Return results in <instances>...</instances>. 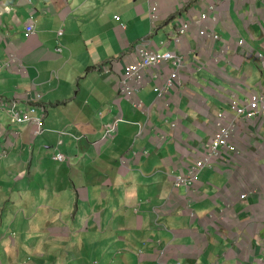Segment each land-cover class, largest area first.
I'll return each instance as SVG.
<instances>
[{
    "label": "crops",
    "instance_id": "0c3cea01",
    "mask_svg": "<svg viewBox=\"0 0 264 264\" xmlns=\"http://www.w3.org/2000/svg\"><path fill=\"white\" fill-rule=\"evenodd\" d=\"M32 16L37 32L28 36ZM178 21L191 23L180 43ZM144 39L187 62L161 99L155 88L172 64L148 70L136 96L120 85ZM12 53L22 64L4 67ZM261 58L264 0H0V104L37 105L45 118L34 135L0 106V196L9 202H0V264L20 258H8L7 242L18 244L10 230L38 225L40 256L48 261L45 246L55 264H264V117L232 108L264 93ZM105 62L109 71L98 69ZM222 112L238 152L224 151L193 189H176ZM13 180L26 183L19 200ZM13 207L22 218L6 229Z\"/></svg>",
    "mask_w": 264,
    "mask_h": 264
},
{
    "label": "built area",
    "instance_id": "2783aa9c",
    "mask_svg": "<svg viewBox=\"0 0 264 264\" xmlns=\"http://www.w3.org/2000/svg\"><path fill=\"white\" fill-rule=\"evenodd\" d=\"M152 2V0H151ZM118 20H121L120 16H117ZM201 23L208 20L207 14L201 16ZM161 20L159 13V8L156 5L152 6L151 10V27L156 28L158 22ZM122 29H125V25L122 24ZM191 23H183L178 21L176 24V34L177 41L179 42L181 38L188 32ZM36 25L31 21L30 25L27 27V34L31 35L35 33ZM64 31H60V35ZM202 37L209 38L211 40H219V36L213 33H207L202 30L200 32ZM62 50V47L59 48ZM136 60L134 63L127 65L123 80L121 85L125 88L123 92L128 97L135 96L136 90H138L142 85L145 84L146 72L152 68L158 67L160 65H169L170 63L174 65L175 71L172 72L169 77L165 80L164 86L158 87L155 89V93L159 99L163 98L166 94L170 92V88L174 86V82L179 78V71L183 68V60L177 59L171 53L161 54L156 50L151 48V43L148 39H144L139 43L135 48ZM14 65H20V60L15 54L11 55L9 59L3 63L4 67L11 68ZM101 70L109 71V64H104L99 67ZM106 71V72H107ZM126 96V97H127ZM37 98L41 97L40 93H37ZM137 99V98H136ZM7 106L8 112L11 116V120L14 123H31L35 126L34 135H39L44 132L45 122L42 115L38 114V107L31 106L25 110H22L16 106V104L9 105L8 103H1L0 106ZM136 106L142 107L137 101ZM232 108L237 111L238 116H246L249 120L255 119L256 117L264 116V97L254 96L251 100L244 102L242 105L237 103L232 104ZM226 116L222 112L217 116L216 121V131L214 138L207 146H205V155L199 158L194 165L189 168V171L186 175H181L175 178L174 185L175 188L186 187L187 189H193L199 183V175L201 171L206 167H212L215 159L219 158L221 154L228 150L232 153H237L238 148L236 144L231 142V136L234 133L232 127H228L225 124ZM173 127L177 125L173 124ZM118 123L113 127H110L106 137L113 138L114 134L117 133ZM65 155L63 153H58L55 156V159L58 161H64ZM247 198L246 195L241 197L242 200ZM192 199V198H191ZM190 204V203H189Z\"/></svg>",
    "mask_w": 264,
    "mask_h": 264
},
{
    "label": "rangeland",
    "instance_id": "374dc122",
    "mask_svg": "<svg viewBox=\"0 0 264 264\" xmlns=\"http://www.w3.org/2000/svg\"><path fill=\"white\" fill-rule=\"evenodd\" d=\"M151 20V17H150ZM170 32V30H166L162 32V37L163 39L167 40V34ZM7 60H5L3 63H5ZM26 183L23 182H17L16 180H13L11 183V186H15L16 187V193L14 195V199L13 200H19V196H20V192L23 190V185ZM5 193H1L0 196V202L2 204H7L9 205V202H6L7 197H4ZM1 212V209H0ZM9 213H5V215L3 216V225L6 229L9 228V224L11 221H14L15 219H21V215H19L16 218V211L15 208L13 207V209L11 210V214L9 219H7ZM0 220H1V214H0ZM1 223V222H0ZM1 225V224H0ZM40 226L42 225H38L37 229H35L34 231H31L30 228H22L19 231H15V230H10V237L15 238L18 241L17 246L14 248L11 246V241L7 242V246L6 250H8V258L9 259H16L17 258V254L18 251H20V258L18 260L15 261H9V264H55L52 260L50 255L51 250H48L47 248L44 249L46 250V256L44 258H48V261H43L40 255L43 252H40V247L38 246L39 241H41L40 237L37 235V233L40 231ZM16 232V233H15ZM49 231H47L48 233ZM53 242L49 241L48 245L49 247L51 246ZM54 246H58V243H54ZM57 253V252H56ZM58 254V253H57Z\"/></svg>",
    "mask_w": 264,
    "mask_h": 264
},
{
    "label": "clouds",
    "instance_id": "9594fccd",
    "mask_svg": "<svg viewBox=\"0 0 264 264\" xmlns=\"http://www.w3.org/2000/svg\"><path fill=\"white\" fill-rule=\"evenodd\" d=\"M151 10H152V6H151ZM151 17V16H150ZM116 18H117V16H116ZM118 20V19H117ZM31 21H33L34 23H35V25H36V22H35V19H34V17L32 16V18H31ZM31 21L29 22V24L27 25V27L30 25V23H31ZM159 23V22H158ZM122 25V24H121ZM125 25V24H124ZM150 25H151V22H150ZM122 27V26H121ZM152 28V27H151ZM158 28V24H157V27L156 28H152L153 30L154 29H157ZM125 29H126V25H125ZM125 29H123V30H125ZM61 30H63L64 31V33H65V29H61ZM61 30H59V34H58V37H59V39L61 38V37H63L64 36V33L63 34H61L60 35V31ZM202 30H204V31H206L205 29H201L200 30V32L202 31ZM37 31L35 30V33H36ZM207 32V31H206ZM35 33H33V34H35ZM208 33V32H207ZM33 34H31V35H33ZM210 34V33H209ZM28 35V34H27ZM31 35H28V36H31ZM219 36V35H218ZM184 37V36H183ZM182 37V38H183ZM202 37V36H201ZM181 38V39H182ZM209 39V38H208ZM219 39H220V36H219ZM143 41V40H142ZM141 41V42H142ZM176 41H177V36H176ZM212 41H217V40H212ZM140 42V43H141ZM178 42V41H177ZM181 42V40L178 42V43H180ZM139 44V43H138ZM137 44V45H138ZM136 45V46H137ZM136 46L134 47V53H135V48H136ZM60 47H62V50L60 51L59 50V48ZM151 48H152V44H151ZM57 49H58V51L59 52H63L64 51V49H65V45L59 40L58 41V46H57ZM154 50H156V49H154ZM157 52H159L158 50H156ZM159 53H161V52H159ZM165 53H171V54H173L174 56H175V58H177V59H182L183 60V68H185V67H187V62H186V60L184 59V58H182L179 54H176V53H174V52H171V51H168V52H165ZM165 53H161V54H165ZM12 54H15V53H12ZM18 58V57H17ZM19 59V58H18ZM20 60V59H19ZM136 60V59H135ZM261 60L264 62V58H261ZM135 62V61H134ZM134 62H132V63H134ZM20 64H22L21 63V60H20ZM104 64H109V63H102V64H100L99 66H98V69H99V67L101 68V66L102 65H104ZM129 64H131V63H129ZM128 64V65H129ZM171 64V63H170ZM110 65V64H109ZM166 66H167V64H165ZM173 65V64H172ZM161 66V65H160ZM1 67V66H0ZM127 67V66H126ZM126 67H125V69H124V73H123V76H122V78L124 77V74H125V70H126ZM159 67V66H158ZM158 67H155V68H158ZM182 68V69H183ZM174 69H175V67H174ZM198 69H205V67L204 66H202L201 64H199V67H198ZM101 70V69H100ZM175 71V70H174ZM174 71H171V73L172 72H174ZM52 76H55L54 78H56V79H58V73H57V71H54L53 73H52ZM147 77V76H146ZM146 80H147V78H146ZM122 82V81H121ZM145 84H146V81H145ZM121 85V84H120ZM158 87H161V86H159V85H157V88ZM157 88H155V89H157ZM38 93H40V92H38ZM136 93H137V90H136V92H135V96H136ZM41 94V93H40ZM157 95V94H156ZM254 96H257V97H264V93L263 94H256V95H254ZM253 96V97H254ZM41 97H42V94H41ZM41 97H39V99L41 98ZM252 97V98H253ZM251 98V99H252ZM38 99V98H37ZM139 99V98H138ZM251 99H248V100H251ZM247 100V101H248ZM33 106H37V105H33ZM4 108V107H3ZM19 108V107H18ZM4 109H8V108H4ZM21 109V108H20ZM8 111V110H7ZM237 112V111H236ZM239 115V114H238ZM260 117H264V116H260ZM256 118H258V117H256ZM255 118V119H256ZM251 120H254V119H251ZM12 121V120H11ZM45 122V121H44ZM12 123H14V122H12ZM44 130H45V127H44ZM114 138V137H113Z\"/></svg>",
    "mask_w": 264,
    "mask_h": 264
},
{
    "label": "bare ground",
    "instance_id": "6f19581e",
    "mask_svg": "<svg viewBox=\"0 0 264 264\" xmlns=\"http://www.w3.org/2000/svg\"><path fill=\"white\" fill-rule=\"evenodd\" d=\"M59 38V37H58ZM23 62V61H22ZM28 93V92H27ZM33 96V95H32ZM33 99V98H32ZM29 103V102H28ZM38 104V103H37ZM33 105V104H32ZM29 107H30V105H29ZM25 110V109H24ZM44 118V117H43ZM45 119V118H44ZM26 124V123H25ZM40 135V134H39ZM6 152V151H5ZM149 154V153H148Z\"/></svg>",
    "mask_w": 264,
    "mask_h": 264
}]
</instances>
